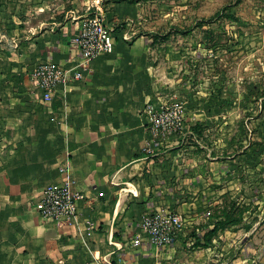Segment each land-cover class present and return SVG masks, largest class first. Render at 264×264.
Wrapping results in <instances>:
<instances>
[{
  "label": "crops",
  "instance_id": "obj_1",
  "mask_svg": "<svg viewBox=\"0 0 264 264\" xmlns=\"http://www.w3.org/2000/svg\"><path fill=\"white\" fill-rule=\"evenodd\" d=\"M53 2L0 0V264H247L244 228L205 234L219 220L207 206L234 181L218 185L216 155L180 131L154 132L143 113L158 84L144 35L117 37L82 78L42 99L32 71L43 61L76 63L83 15ZM66 170L85 197L76 215L58 222L39 213L38 201ZM162 208L182 213L184 223L159 246L141 220Z\"/></svg>",
  "mask_w": 264,
  "mask_h": 264
},
{
  "label": "rangeland",
  "instance_id": "obj_2",
  "mask_svg": "<svg viewBox=\"0 0 264 264\" xmlns=\"http://www.w3.org/2000/svg\"><path fill=\"white\" fill-rule=\"evenodd\" d=\"M53 4L81 18L102 10L111 20L133 19L158 78L154 104L182 106V127L171 134L216 155L218 185L234 181L207 215L225 213L229 226L244 228L239 253L247 264H264V0Z\"/></svg>",
  "mask_w": 264,
  "mask_h": 264
},
{
  "label": "built area",
  "instance_id": "obj_3",
  "mask_svg": "<svg viewBox=\"0 0 264 264\" xmlns=\"http://www.w3.org/2000/svg\"><path fill=\"white\" fill-rule=\"evenodd\" d=\"M135 27L132 18L123 21L111 20L102 10L81 19L74 42L78 49L76 63L70 67L52 61H43L35 65L32 71L33 85L41 90L42 99H49L56 85L68 84L83 77V70L92 57L99 53L110 52L115 39L120 37L130 40ZM143 113L154 132L168 135L182 127V106L171 107L147 102ZM75 180L66 170L59 182L47 184L38 201L39 213L58 222L66 221L78 213L79 203L85 193L73 187ZM209 213V210L207 211ZM182 213L168 209H154L142 215L141 227L149 243L159 246L172 243L174 236L183 228ZM141 234L132 238L133 243H140Z\"/></svg>",
  "mask_w": 264,
  "mask_h": 264
},
{
  "label": "trees",
  "instance_id": "obj_4",
  "mask_svg": "<svg viewBox=\"0 0 264 264\" xmlns=\"http://www.w3.org/2000/svg\"><path fill=\"white\" fill-rule=\"evenodd\" d=\"M223 216H224L225 219H219L218 221H216L212 228H210V229L205 231L206 235L207 234H212L213 232H215V230L218 227L225 226V225H228L229 223H231V219L228 217L227 214L224 213Z\"/></svg>",
  "mask_w": 264,
  "mask_h": 264
}]
</instances>
